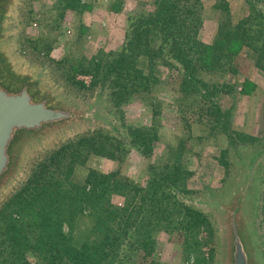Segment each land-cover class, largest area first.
<instances>
[{
  "label": "rangeland",
  "instance_id": "1",
  "mask_svg": "<svg viewBox=\"0 0 264 264\" xmlns=\"http://www.w3.org/2000/svg\"><path fill=\"white\" fill-rule=\"evenodd\" d=\"M202 1L198 38L205 43L213 40L221 23L235 25L249 17L250 8L245 0H226L228 14L212 8L213 1ZM257 6L261 18H254L250 26L262 31L264 2ZM152 7V0L15 1L6 45L17 65L34 74L42 71L43 83L72 101L87 103L100 96L106 121L101 127L77 128L32 146L24 157L19 180L0 193V203L26 177L32 164L35 169L43 160L41 153L62 141L101 132L128 144V126L152 127L157 137L150 156L141 155L134 145L128 146L125 155L116 152V157L83 155L84 163L76 167L74 178L82 180L88 169H94L105 174L118 173L144 186L150 165L166 162L171 157L169 162L174 161L179 167V181L172 184L170 193L202 215L185 216L181 210L177 227L171 224L165 229L161 228V221L155 226L146 225L150 210L133 208L127 213L130 217L127 227L112 225V234L116 230L127 234L123 241L117 240L111 245L117 255L103 257L100 264H221L223 231L208 201L225 199L242 173L241 162L261 150L263 156L257 165L251 213L264 264V69L257 65V53L248 45L250 39L229 49L228 70L222 74L221 71L199 74L205 83L224 85L228 90L213 99L222 109L218 118L210 115L209 101L200 94L185 95L179 91L181 70L160 61L154 67L157 81L132 89L118 110L111 101L108 80L94 84L95 73L76 72L75 80L81 85L74 86L56 68L58 60L75 61L81 56L89 59L121 49L130 24ZM28 40L35 45L34 49ZM258 54L264 64V49ZM147 64L146 57L139 58L138 67H146L144 73L149 72ZM230 68H235V72L229 71ZM169 148H173L171 156ZM176 150L177 159L173 158ZM111 201L119 207L124 203L119 195H112ZM153 216L161 218V212ZM137 218L139 221H134ZM90 227L91 218L81 217L74 222V227L69 229L64 225L63 230L82 243L92 237Z\"/></svg>",
  "mask_w": 264,
  "mask_h": 264
},
{
  "label": "trees",
  "instance_id": "2",
  "mask_svg": "<svg viewBox=\"0 0 264 264\" xmlns=\"http://www.w3.org/2000/svg\"><path fill=\"white\" fill-rule=\"evenodd\" d=\"M211 1L212 8L228 14L226 0ZM245 2L250 8L249 17L235 25L221 23L213 40L205 43L198 38L202 0H152V9L143 11L136 22L130 24L121 49L89 59L81 56L75 61L58 60L56 68L74 86L81 85L75 80L76 72L92 71L96 76L94 84L108 80L111 101L118 110L132 89L157 81L154 67L160 61L181 70L179 91L185 95L200 94L209 101L210 115L218 118L222 109L213 99L228 90L224 85L205 83L199 74L202 71L218 74L221 71L222 74L228 70L229 49L247 39L257 53V65L264 69L263 58H258V51L262 53L264 49V30H253L250 26L254 18H261L257 5L264 0ZM32 47L34 49L35 45ZM142 56L147 58L148 73L143 71L146 67H138ZM229 71L234 73L235 68ZM127 130L128 144L96 132L69 140L44 156L27 180L0 205V264H100L103 257L117 255L111 245L117 240L123 241L127 234L119 230L112 234V225L127 227L130 220L127 213L133 208L150 210L146 225L155 226L161 221V228L165 229L171 224L177 227L181 210L185 211V216L202 215L170 193L172 184L179 181V167L174 161L169 162L171 157L166 162L150 165L144 186L118 173L105 174L94 169H88L82 180L74 178L76 167L84 163L83 155L116 157V152L125 155L128 146L134 145L141 155L150 156L156 131L147 126H128ZM226 135L231 138L227 132ZM172 151L173 148H169L170 156ZM176 152L178 150L174 152L175 159ZM112 195L123 197V205H113ZM160 212L161 218L153 216ZM81 217L91 218L89 233L92 237L78 243L72 234L64 232L63 226L70 229ZM102 229L105 230L98 238Z\"/></svg>",
  "mask_w": 264,
  "mask_h": 264
},
{
  "label": "water",
  "instance_id": "3",
  "mask_svg": "<svg viewBox=\"0 0 264 264\" xmlns=\"http://www.w3.org/2000/svg\"><path fill=\"white\" fill-rule=\"evenodd\" d=\"M15 1L0 0V193L19 180L24 157L32 146L77 128L101 127L106 121L100 96L87 103L72 101L44 84L42 71L34 74L17 65L6 45ZM61 144L44 150L40 156ZM262 156L261 150L255 151L241 162L242 173L225 199L208 201L223 231L221 264H262L259 235L251 213L254 180ZM32 167L33 164L8 197L27 180Z\"/></svg>",
  "mask_w": 264,
  "mask_h": 264
}]
</instances>
